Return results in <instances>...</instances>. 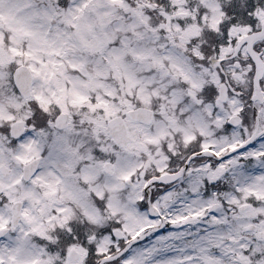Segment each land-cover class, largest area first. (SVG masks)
<instances>
[{"label": "snow or ice", "instance_id": "1", "mask_svg": "<svg viewBox=\"0 0 264 264\" xmlns=\"http://www.w3.org/2000/svg\"><path fill=\"white\" fill-rule=\"evenodd\" d=\"M0 264H264V0H0Z\"/></svg>", "mask_w": 264, "mask_h": 264}]
</instances>
